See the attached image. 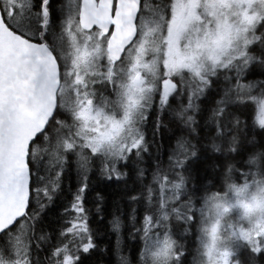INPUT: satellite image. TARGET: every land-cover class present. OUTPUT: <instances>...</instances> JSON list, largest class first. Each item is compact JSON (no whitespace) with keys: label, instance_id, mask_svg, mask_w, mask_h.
Segmentation results:
<instances>
[{"label":"snow or ice","instance_id":"snow-or-ice-1","mask_svg":"<svg viewBox=\"0 0 264 264\" xmlns=\"http://www.w3.org/2000/svg\"><path fill=\"white\" fill-rule=\"evenodd\" d=\"M0 264H264V0H0Z\"/></svg>","mask_w":264,"mask_h":264}]
</instances>
